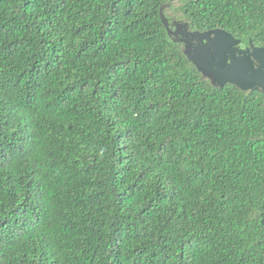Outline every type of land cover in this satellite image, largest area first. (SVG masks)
I'll use <instances>...</instances> for the list:
<instances>
[{
    "label": "trees",
    "instance_id": "16d2710c",
    "mask_svg": "<svg viewBox=\"0 0 264 264\" xmlns=\"http://www.w3.org/2000/svg\"><path fill=\"white\" fill-rule=\"evenodd\" d=\"M163 15L264 46V0H0V264H264V92Z\"/></svg>",
    "mask_w": 264,
    "mask_h": 264
},
{
    "label": "water",
    "instance_id": "95a60500",
    "mask_svg": "<svg viewBox=\"0 0 264 264\" xmlns=\"http://www.w3.org/2000/svg\"><path fill=\"white\" fill-rule=\"evenodd\" d=\"M163 20L175 40L185 43L186 53L189 58L216 85L223 86L227 83H232L248 94L254 91L264 92V75L261 74L262 70H264V46H256L253 41L246 44L241 38L235 37L225 29L191 31L188 23L175 22L171 25L164 15ZM218 33L229 35L234 41L231 51L227 53L228 60L226 62V66L231 67L234 71L231 79L221 74V69L218 67L220 59L214 53L201 51L202 46L209 39H215ZM242 68H247V71L241 70Z\"/></svg>",
    "mask_w": 264,
    "mask_h": 264
},
{
    "label": "snow or ice",
    "instance_id": "6c2138e0",
    "mask_svg": "<svg viewBox=\"0 0 264 264\" xmlns=\"http://www.w3.org/2000/svg\"><path fill=\"white\" fill-rule=\"evenodd\" d=\"M233 44L234 41L231 36L218 33L215 39H209L201 48L202 52L214 53L220 59L218 67L221 69V74L229 79L232 78L234 71L231 67L226 66L228 60L227 53L231 51ZM241 70L247 71V68H242ZM261 74L264 75V70H262Z\"/></svg>",
    "mask_w": 264,
    "mask_h": 264
}]
</instances>
